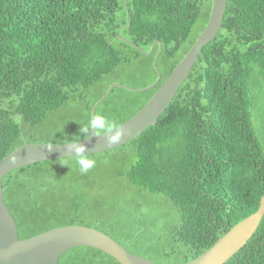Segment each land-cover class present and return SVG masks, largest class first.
<instances>
[{
	"label": "trees",
	"instance_id": "1",
	"mask_svg": "<svg viewBox=\"0 0 264 264\" xmlns=\"http://www.w3.org/2000/svg\"><path fill=\"white\" fill-rule=\"evenodd\" d=\"M211 11L212 0H0V161L26 144L89 138L81 129L94 105L114 83L154 84L159 54L154 88L116 87L98 107L96 114L124 124L190 51ZM138 78L136 87L130 81ZM263 90L264 0H228L222 29L155 125L90 155L96 166L86 175L72 157L5 175L19 238L83 225L158 264L196 259L264 196L255 102ZM59 264L120 263L78 247ZM226 264H264V217Z\"/></svg>",
	"mask_w": 264,
	"mask_h": 264
},
{
	"label": "water",
	"instance_id": "2",
	"mask_svg": "<svg viewBox=\"0 0 264 264\" xmlns=\"http://www.w3.org/2000/svg\"><path fill=\"white\" fill-rule=\"evenodd\" d=\"M227 3L228 0H212V11L205 29L150 101L137 114L120 125L123 136L118 144L108 146L107 138L97 137L94 132L89 138L79 141L87 147L88 154L104 153L120 148L157 123L167 107L173 102L181 86L188 80L203 48L210 44L222 29ZM119 38L122 37L119 36ZM158 43L157 41L149 52L138 48L146 55H152ZM158 55L153 66L159 77L154 84L144 89H135L122 83L112 84L105 95L94 105L91 118L116 87L133 92L154 88L162 78L157 66ZM65 144H55L51 151L46 149L48 144H26L0 161V264H59V258L64 253L78 247H91L100 250L115 258L120 264H158L130 253L119 242L100 230L83 225L58 227L28 239L21 240L19 238L16 220L4 201L3 179L11 171L27 165L71 157L73 151L65 147ZM263 217L264 196L254 214L238 223L228 233L220 237L210 249L186 264H226L254 236Z\"/></svg>",
	"mask_w": 264,
	"mask_h": 264
},
{
	"label": "clouds",
	"instance_id": "3",
	"mask_svg": "<svg viewBox=\"0 0 264 264\" xmlns=\"http://www.w3.org/2000/svg\"><path fill=\"white\" fill-rule=\"evenodd\" d=\"M151 19L155 20V17ZM93 132L97 134L95 135L97 137H106L108 146L118 144L123 136L119 124L104 114H95L81 129V133L91 134ZM53 145L55 144H48L46 146L47 151H51ZM64 146L72 149L73 154L70 156L80 174L86 175L96 166V160L88 154L87 147L83 143L71 141Z\"/></svg>",
	"mask_w": 264,
	"mask_h": 264
},
{
	"label": "rangeland",
	"instance_id": "4",
	"mask_svg": "<svg viewBox=\"0 0 264 264\" xmlns=\"http://www.w3.org/2000/svg\"><path fill=\"white\" fill-rule=\"evenodd\" d=\"M143 80L144 79L138 78V79H134V80H131V81L128 80V81L135 83L133 85L137 87V86H142L143 85ZM129 87H131V86H129ZM255 102L257 103L258 108L261 111V123H260V125L262 126L261 127V129H262L261 133H264V90H263V92H259V94H257L255 96Z\"/></svg>",
	"mask_w": 264,
	"mask_h": 264
}]
</instances>
